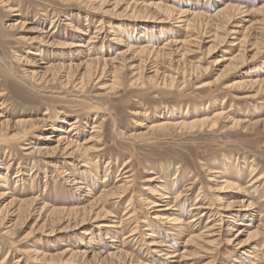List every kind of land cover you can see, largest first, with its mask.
I'll use <instances>...</instances> for the list:
<instances>
[{
  "label": "rangeland",
  "instance_id": "obj_1",
  "mask_svg": "<svg viewBox=\"0 0 264 264\" xmlns=\"http://www.w3.org/2000/svg\"><path fill=\"white\" fill-rule=\"evenodd\" d=\"M263 200L264 0H0V264H264Z\"/></svg>",
  "mask_w": 264,
  "mask_h": 264
},
{
  "label": "bare ground",
  "instance_id": "obj_2",
  "mask_svg": "<svg viewBox=\"0 0 264 264\" xmlns=\"http://www.w3.org/2000/svg\"><path fill=\"white\" fill-rule=\"evenodd\" d=\"M83 45H81V44H74V45H71V47H77V48H79V47H82ZM143 51V50H142ZM257 82V81H256ZM239 85V84H238ZM221 116H223V113H220V112H217V114H215V120L216 119H219V117H221ZM217 121V120H216ZM201 122L202 123H204L202 120H201ZM211 122V121H210ZM218 122V121H217ZM205 123H208L209 124V120H207V121H205ZM211 124V123H210ZM71 126V125H70ZM73 126V125H72ZM192 126V125H191ZM199 127V126H198ZM205 127H206V125H205ZM192 128V127H191ZM59 132H63V129H60L59 130ZM65 132V131H64ZM72 132V131H71ZM130 177L131 176H126V177H124V178H129L130 179ZM259 178H261V177H259ZM129 179H127V181H126V183H128V182H130V181H128ZM117 182V181H116ZM255 182H258L257 180H255L253 183H255ZM225 186H229L228 188H230V185H233V184H231L230 182H222ZM253 183H252V185H253ZM235 185V184H234ZM73 186H75L76 187V189L77 190H81V189H85V188H83L84 187V184H83V182H81V181H73ZM125 186V185H124ZM236 186V185H235ZM4 187V186H3ZM131 187V186H130ZM129 187V188H130ZM125 188V187H124ZM187 188V187H186ZM224 188V187H223ZM233 188H234V186H233ZM236 188H237V186H236ZM88 189V188H87ZM119 189V188H118ZM188 189V191H189V189H190V186L187 188ZM117 190V189H116ZM118 191V190H117ZM110 192V191H109ZM119 192H117V194H118ZM117 194L116 195H114L115 197L117 196ZM113 195V194H112ZM112 195H110V196H112ZM108 197V196H107ZM201 197V196H200ZM122 198V196H117V199H121ZM204 198V197H203ZM206 198V197H205ZM103 199H105L104 197H103ZM110 199H111V197H110ZM113 199V198H112ZM166 199H169V196L168 197H163L162 199H161V201L159 202V203H157V202H153V206H154V208H156V207H160L162 210H158L157 212H160V213H157V216L156 217H154V218H152V219H154V220H166L167 222L166 223H168V224H171V225H174V226H179V225H186L185 224V222L182 220V219H178L177 217H176V212H175V210L176 209H174V208H172L170 205L169 206H167L166 204H163V200H166ZM217 199V198H216ZM115 200V199H114ZM103 201V200H102ZM217 201V200H216ZM264 201V200H263ZM94 202V201H93ZM106 202V201H105ZM199 202V201H198ZM104 203V202H103ZM107 203V202H106ZM249 203V202H248ZM96 204V203H95ZM101 204V203H100ZM204 204V203H203ZM166 205V206H165ZM249 205V207H253L254 205L252 204V203H249L248 204ZM152 206V207H153ZM98 208V207H97ZM151 208V207H150ZM154 208H152V209H154ZM96 209V208H95ZM196 209H201V210H203V213H201L198 217H194L193 218V220H191L190 221V224H194V223H196L197 221H199L202 217H206V216H208L209 215V208L208 207H203V206H200V207H197ZM196 209H194V210H196ZM250 209V208H249ZM105 210V209H104ZM133 210V209H132ZM208 210V211H207ZM64 211V210H63ZM68 211V210H67ZM95 211V210H94ZM219 211V210H218ZM71 212V211H70ZM103 212V211H102ZM225 212H227L226 210H225ZM221 213H223V212H221ZM103 214V213H102ZM101 214V215H102ZM105 214V213H104ZM227 214V213H226ZM228 214H230V213H228ZM222 215V214H221ZM225 216V215H224ZM87 217V216H86ZM228 217H230L231 218V216H229L228 215ZM86 222V221H85ZM160 222V221H159ZM113 223H115V222H113ZM164 224V223H163ZM191 226V225H190ZM101 227H103V226H101ZM111 229H118V228H120V225H117L116 223L114 224V225H110L109 226ZM170 227V226H169ZM181 228V227H180ZM183 228V227H182ZM190 228V227H189ZM176 230V229H175ZM239 234H241V232H239ZM173 235V234H172ZM151 236V235H150ZM131 237V236H130ZM129 238V237H128ZM113 240V239H112ZM110 242H115L114 240L113 241H110ZM152 244V245H151ZM156 245V246H155ZM149 246H155L156 248L155 249H157V250H155L156 252H159L158 251V249H163V248H165V247H168L167 245H159L158 243H149ZM169 248V247H168ZM154 252V251H153ZM161 255V254H160ZM113 256V255H112ZM121 256V255H120ZM169 256V255H168ZM174 257H176V255H174V256H169V257H167V258H174Z\"/></svg>",
  "mask_w": 264,
  "mask_h": 264
}]
</instances>
